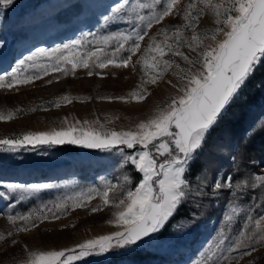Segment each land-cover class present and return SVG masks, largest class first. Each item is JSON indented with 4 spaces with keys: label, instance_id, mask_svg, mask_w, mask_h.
I'll use <instances>...</instances> for the list:
<instances>
[{
    "label": "rangeland",
    "instance_id": "374dc122",
    "mask_svg": "<svg viewBox=\"0 0 264 264\" xmlns=\"http://www.w3.org/2000/svg\"><path fill=\"white\" fill-rule=\"evenodd\" d=\"M117 2L119 0H15L11 7L0 12V38L5 45L0 47V74L18 68V61L38 48H57L79 38L81 32H93L94 36L88 39L95 45L99 37L108 32L133 31L134 26H139L134 13L131 14L132 22L123 21L118 28L103 25L102 14L109 5ZM188 2L182 0V5ZM216 2L218 0H212V3ZM197 3L203 7L202 0H197ZM160 7L157 5V10ZM149 11L145 9L141 14L148 15ZM184 23L182 15H173L166 17L162 25H153L141 42V52L133 56V61L142 53L147 55L149 37L154 36L162 26L174 31L177 27L182 28ZM214 27V13L205 10L196 31L204 32ZM189 35L188 31H184L179 39ZM172 39L170 32L168 42L171 43ZM156 41L161 43L164 37L156 36ZM179 48L195 58L196 53L186 43H181ZM165 58H171L185 67V62L178 56L168 53ZM97 71L100 75L88 76V70L84 68H78L75 73L68 71L67 74L54 71L32 84L12 89L0 88V112L19 110L14 119L0 121V139L19 137L29 132L59 130L69 124L77 125V121H88L97 128L102 124L106 130H135L140 121L150 118L170 97L179 94L171 84L160 81L158 86H148L151 95L140 102L100 99L127 97L138 90L137 85L145 73L141 64H137L135 70L131 66L115 68L110 65ZM173 71H179L175 65L165 73V81L170 79L177 84L179 80L172 75ZM49 80L52 83L49 84ZM65 96L72 103L61 102V106L56 107L55 104ZM119 147L125 149V154H135L140 150L139 146L135 149H126L123 145ZM232 157L236 158L235 161ZM156 158L158 161L162 159L159 156ZM121 160L122 154L116 150L105 152L70 144L29 147L28 150L12 153L0 151V180L49 185L33 200L16 204L14 208L7 206V200H0V233L6 235L24 224L23 221L10 224L8 214L35 211L42 204H51L78 193L87 194L89 189L103 190L109 183L134 187L142 174L134 170V166L122 164ZM236 167L241 174H245L249 184L254 182L251 174H260L264 170V64L256 68L210 132L203 151L192 163L189 179L200 175L204 169L202 178L210 187L217 175L227 176ZM125 177L129 178L127 183ZM246 191L243 203L239 196L223 189L201 201L184 204L155 243L134 249H114L103 255L87 257L80 264H197L209 245L219 239L222 229H226V234L234 240L249 214L255 217L264 213V187ZM253 195L256 200L252 199ZM229 201L232 205H239L238 214H234L231 222L222 219L226 212H231ZM69 204L67 213L61 214L60 219L44 220L30 231L17 233L7 242L0 243V264H27L30 252L71 248L87 239L118 230L109 221L115 219L114 213L119 209L112 204L103 206L100 196L91 200L87 207H71V201ZM94 207L102 210L92 212ZM192 216L196 217L194 224L191 223ZM247 223L250 227V222ZM13 238L19 241L15 246L11 244ZM253 259L255 264H264V248H258L239 264H248Z\"/></svg>",
    "mask_w": 264,
    "mask_h": 264
},
{
    "label": "snow or ice",
    "instance_id": "6c2138e0",
    "mask_svg": "<svg viewBox=\"0 0 264 264\" xmlns=\"http://www.w3.org/2000/svg\"><path fill=\"white\" fill-rule=\"evenodd\" d=\"M14 2L0 0V12ZM202 3L203 7H199L197 0H189L187 5H182V0H150L147 3L143 0H119L109 5L102 14L103 25L118 28L123 21L132 22L131 14L134 13L139 26H134L133 31L108 32L100 36L95 45L88 39L94 36L93 32H81L79 38L57 48H38L19 60L18 68L0 74V88L12 89L32 84L54 71L67 74L68 71L75 73L78 68H84L88 70L87 75L92 76L100 75L97 70L110 65L115 68L131 66L135 70L137 64H141L145 74L140 78L138 90L127 97L100 99L140 102L151 95L148 86H158L160 81L171 84L179 93L170 97L150 118L140 121L135 130H106L102 124L97 128L88 121H77L79 127L69 124L59 130L29 132L19 137L0 139V151L8 153L28 150L29 147L64 144L105 152L116 150L122 154V164L134 166V170L142 174L134 187L109 183L103 190L89 189L87 194L78 193L51 204H42L35 211L8 214L10 224L16 225L18 221L24 224L6 235L0 233V243L7 242L17 233L30 231L44 220L60 219L61 214L67 213L69 201L72 202L71 207L83 208L100 196L103 206L112 204L119 209L114 213L115 219L109 221L118 230L87 239L71 248L30 252L27 264H80L87 257L103 255L114 249L140 248L160 240V234L184 204L201 201L223 189L239 196L243 203L247 189L264 187V170L260 174H251L254 182L249 184L238 167L227 176L217 175L210 187L202 178L204 169L200 175L189 179L192 163L203 151L210 132L256 68L264 64V0H218L216 3L202 0ZM157 5H161L159 10ZM178 5L181 7L178 8ZM145 9L150 10L148 15L141 14ZM205 10L214 13L216 27L197 32L198 22ZM173 15H182L185 21L183 27L173 31L162 26L154 36L149 37L147 55L142 53L134 62L132 58L141 52V42L148 31L153 25H162L166 17ZM184 31L190 35L181 40L179 37ZM170 32L173 37L171 43L168 42ZM156 36H163L164 41L157 43ZM181 43H186L196 53L195 58L180 51ZM3 46L0 38V47ZM168 53L180 57L185 67L171 58L166 59ZM174 65L179 70L172 72L178 77L177 84L170 79L165 81V73ZM28 69L39 71L28 72ZM61 102L70 104L72 100L62 97L55 106L60 107ZM16 111L0 112V121L14 119ZM96 123L99 124V121ZM121 145L126 149L139 146L140 150L135 154H125V149L119 147ZM157 156L162 159L158 161ZM232 159L235 161L236 158ZM124 179L127 183L129 178ZM48 187V184L0 180V200H7V206L14 208L16 204L33 200ZM252 199L256 200V196L253 195ZM229 207L231 212H226L222 219L231 222L234 214H238L239 205H232L229 201ZM101 210L99 207L92 208V212ZM195 220L196 217L192 216L191 223L194 224ZM247 222H250V227ZM226 231H220L219 239L209 245L197 264H239L258 248H264V213L255 217L249 214L234 240ZM18 243V240L11 239L13 246ZM248 264H255V260L248 261Z\"/></svg>",
    "mask_w": 264,
    "mask_h": 264
},
{
    "label": "trees",
    "instance_id": "16d2710c",
    "mask_svg": "<svg viewBox=\"0 0 264 264\" xmlns=\"http://www.w3.org/2000/svg\"><path fill=\"white\" fill-rule=\"evenodd\" d=\"M177 214L174 216V218H176Z\"/></svg>",
    "mask_w": 264,
    "mask_h": 264
}]
</instances>
